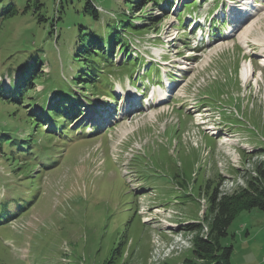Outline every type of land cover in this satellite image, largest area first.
Returning <instances> with one entry per match:
<instances>
[{"label": "rangeland", "instance_id": "obj_1", "mask_svg": "<svg viewBox=\"0 0 264 264\" xmlns=\"http://www.w3.org/2000/svg\"><path fill=\"white\" fill-rule=\"evenodd\" d=\"M96 1L149 30L129 34L130 60L118 46L115 66L101 64L104 86L94 93L73 80L80 63L51 33L54 23L62 36L74 34L68 28L85 19V0H32L16 14L10 4L21 0H0V264H185L196 235L208 232V192L239 193L264 164V0H239L247 14L225 0H168L166 10L157 0L135 11L124 0ZM67 2L69 16L57 20ZM195 15L208 19L193 30ZM250 58L256 72L244 80ZM35 60L42 76L20 104L15 85ZM72 90L83 108L75 136L37 133L33 151L50 157L25 166L35 130L27 113L46 111L44 92L63 104L55 91ZM42 120L50 133L53 120ZM221 241L233 246V264H264V209L242 211Z\"/></svg>", "mask_w": 264, "mask_h": 264}, {"label": "trees", "instance_id": "obj_2", "mask_svg": "<svg viewBox=\"0 0 264 264\" xmlns=\"http://www.w3.org/2000/svg\"><path fill=\"white\" fill-rule=\"evenodd\" d=\"M21 1L23 4L25 3V5L23 6L22 4L20 8L16 3L10 4L12 9L9 14L26 11L30 7L29 2L32 0ZM85 1L86 3L81 10L84 15L83 19H85L79 26L74 27L75 25H71V27L68 28L69 30L73 29L74 34L62 36L61 32L57 29V25L54 23L51 25V33L54 34L55 32L57 43L61 38L67 41L66 50L69 60L80 63V68L77 71L74 69L73 80L75 82H81L87 89L90 88L95 93L99 91L98 87L104 86V79L100 74L101 64L106 67L115 66L116 61L114 55L117 54L116 49L118 46L120 47L118 52H124L125 58L128 57L130 60L132 56L128 54L131 49V38L129 34H143L146 30H149V27L138 25L131 19L132 16H128L125 13H123L125 17H123V14L120 15L121 12L118 15L109 16L110 14L103 12L104 6L102 4L98 5L94 2L96 0ZM150 1H153L156 5L158 4L157 0H124L126 4H123L128 10L135 11L136 9L142 10ZM69 3L72 2H67V7L62 4L61 7L58 8L59 14L57 15V20L61 19L64 21L65 15L69 16L71 12H69V9H71L68 6ZM188 7V9H192L193 6L189 4ZM163 10L166 9L163 8ZM152 18L153 16L149 17L148 20H152ZM40 20H46L45 16L42 15ZM159 22L160 21L155 23V25ZM179 26H185V24L181 22ZM69 47H74L73 51H70ZM137 59L142 60L143 57H138ZM60 62L63 63L62 60H60ZM39 63L43 64L41 60H35L34 64L31 62V64L29 63L27 65L25 70L22 69V82L15 85V87L19 89L17 94L14 95L15 97L11 99H15V101L20 104L24 103L27 93L31 89H34L33 84L36 78L39 79L42 76L39 72ZM108 67L107 69H110ZM129 69L130 71L132 70V65ZM72 91V96L68 94L61 96L59 91H55L54 95L57 93L59 94L57 98L62 97L61 101H63L62 99L67 100L63 104H50V100H48L50 97L47 96V92H44L42 101H44L43 107L46 108V111H44L42 115L27 113L25 122L29 124L34 122L33 127L35 130L28 132V135H30L29 144L25 150H22L25 154V166H31L34 162L32 158H36L38 155L47 158L50 157L47 156L49 154L45 151H33L36 142L39 140V135H37V133H41L47 140H51L52 137H55L58 132L61 131L65 137L71 138L75 136L74 132L76 131V127H71V124L76 117L82 113L83 109L82 105L78 104L81 102V97H78L74 90ZM106 92L116 97L112 89ZM100 93H102V91ZM30 103L31 102H28V104ZM47 117L53 120L52 125L49 123L52 129L50 133H47L49 129L45 127V120H42ZM60 120L61 122H59ZM80 129L84 131L83 126H81ZM21 141L26 142L25 140H20L19 143L17 139L12 140L13 143L25 146ZM53 157L54 156H51V158ZM55 163L57 164V159L54 161V164ZM257 175L258 176L249 180L248 186L239 193L231 195L221 194L215 187L211 192H208V214L204 217V222L208 223V232L205 235L199 233L196 235L194 248L192 250L193 258L186 259L185 264H195L196 260L201 261L203 264H233L231 259L234 251L233 246L224 245L221 240L228 235V228L242 211L251 210L253 208L264 209V164L257 166ZM202 229L203 224L201 223H191L188 225V230L194 232H201Z\"/></svg>", "mask_w": 264, "mask_h": 264}, {"label": "bare ground", "instance_id": "obj_3", "mask_svg": "<svg viewBox=\"0 0 264 264\" xmlns=\"http://www.w3.org/2000/svg\"><path fill=\"white\" fill-rule=\"evenodd\" d=\"M252 28V27H251ZM251 28H249V29H247V30H245V32H243L244 34H243V36H242V40H243V42L247 45V43H248V33H249V31H250V29ZM247 48H250V46L249 47H247ZM264 52V51H263ZM261 58H263V64H264V56L263 57H261ZM246 61V60H245ZM257 62V61H256ZM260 62V61H259ZM253 63H254V61H252V59H250V61H249V63H246V64H243L242 66H241V69H240V75H241V77L244 79V80H248L249 79V77L253 74H255L254 72H253V68H254V66H253ZM259 67V66H258ZM250 81V80H249ZM246 82V81H245ZM249 83V82H248ZM215 133V132H214ZM159 209V208H158Z\"/></svg>", "mask_w": 264, "mask_h": 264}, {"label": "crops", "instance_id": "obj_4", "mask_svg": "<svg viewBox=\"0 0 264 264\" xmlns=\"http://www.w3.org/2000/svg\"><path fill=\"white\" fill-rule=\"evenodd\" d=\"M200 263H201V261H200ZM233 263V262H232Z\"/></svg>", "mask_w": 264, "mask_h": 264}]
</instances>
